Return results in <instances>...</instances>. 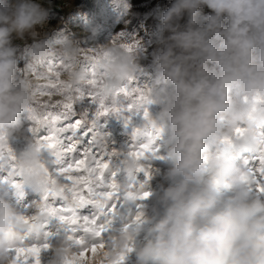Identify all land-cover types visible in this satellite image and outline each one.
I'll use <instances>...</instances> for the list:
<instances>
[{
    "label": "clouds",
    "instance_id": "9594fccd",
    "mask_svg": "<svg viewBox=\"0 0 264 264\" xmlns=\"http://www.w3.org/2000/svg\"><path fill=\"white\" fill-rule=\"evenodd\" d=\"M55 18L52 0H0V264L43 245L40 264H264V0H172L145 83L139 40L86 49L97 30ZM89 93L108 111L89 121L84 165L50 170L45 153L65 155L46 146L51 105Z\"/></svg>",
    "mask_w": 264,
    "mask_h": 264
},
{
    "label": "rangeland",
    "instance_id": "374dc122",
    "mask_svg": "<svg viewBox=\"0 0 264 264\" xmlns=\"http://www.w3.org/2000/svg\"><path fill=\"white\" fill-rule=\"evenodd\" d=\"M75 0H66L67 6L62 0H52L56 18L51 21L55 25L59 17L63 16L70 28L77 33L83 32L85 25H91L97 30L94 40L88 39L91 33H84L81 39V46L88 49L94 48L97 44L106 43L113 37L120 35L122 39L131 42L139 40L141 43L138 51L141 53V64L143 71L138 74L137 83L150 82L154 77L151 68V53L156 47L154 43V32L157 24V13L166 9L172 0H127L131 5L127 14L119 12L114 7L112 0H87L83 7L76 8ZM56 5H60L56 7ZM95 105L87 99L75 106L77 114L88 113L91 119L95 111ZM137 122L139 118L137 117ZM100 125H105L106 131H110L116 146L122 145L128 141L130 129L124 126L114 118L99 121ZM90 133H78L79 148L82 149L88 145ZM13 147L19 149L22 144L15 143ZM44 159L50 170H55L58 166L55 158L45 153ZM153 187H156V181H153ZM33 199L31 194L26 196L25 202ZM123 211V210H122ZM88 212V209H85ZM27 259H31L28 257Z\"/></svg>",
    "mask_w": 264,
    "mask_h": 264
},
{
    "label": "snow or ice",
    "instance_id": "6c2138e0",
    "mask_svg": "<svg viewBox=\"0 0 264 264\" xmlns=\"http://www.w3.org/2000/svg\"><path fill=\"white\" fill-rule=\"evenodd\" d=\"M88 92L89 90H85ZM125 92L128 90L125 89ZM138 91V90H133ZM87 100L95 105V117L103 115L105 112L108 111L107 108H104L103 105H100V108H103V112L97 110V101L94 96H92L90 93L88 95ZM82 101H85L84 98H81L76 101L74 104L71 101L67 102H57L56 104L51 105L49 112L47 113V120L45 123V131L48 133V135L45 137L46 140L49 141V143L46 145L48 148H53L57 143L60 145V147L64 150L65 155L62 157L59 154L57 155L56 163L60 164L62 161L67 162V158L71 157V163L70 167L65 169V171L75 174L80 171L82 165H84L85 160L83 158V154L79 151V139H78V133H81L83 131V134H87V127L89 125V115L88 113H80L77 114L75 110V106ZM113 111H119V109H113ZM128 113L125 112V115ZM145 115L147 113L145 112ZM95 117L92 116L91 122H95ZM5 150H7L9 153L11 152V149H7V146L4 144H0V154H2ZM14 159V157L9 156V160ZM101 167H106V165L101 164ZM4 165L0 163V175H3ZM14 166L9 164L7 169V175L3 178L5 180H8L13 177L14 175ZM259 172V176L262 180H264V167L259 169H253V172ZM13 183L15 184V181L13 180ZM19 187L18 185H16ZM258 186L260 191H264V184H259ZM21 196H23V193H20ZM111 195V194H109ZM145 196L148 194L145 193ZM61 219H64V217H61ZM139 219V217H138ZM69 221L71 223H76V218L71 217L69 218ZM47 247V245L43 246H32L26 249H18L17 250V259H20L23 257V264H27L28 257H31L33 264H40V254L42 251V248Z\"/></svg>",
    "mask_w": 264,
    "mask_h": 264
},
{
    "label": "trees",
    "instance_id": "16d2710c",
    "mask_svg": "<svg viewBox=\"0 0 264 264\" xmlns=\"http://www.w3.org/2000/svg\"><path fill=\"white\" fill-rule=\"evenodd\" d=\"M74 3H75V7L79 8V7H83L87 3V0H75Z\"/></svg>",
    "mask_w": 264,
    "mask_h": 264
}]
</instances>
